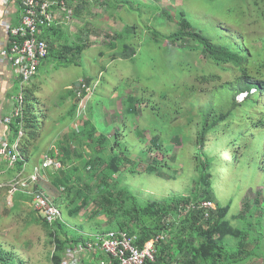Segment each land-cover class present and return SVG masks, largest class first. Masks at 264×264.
<instances>
[{
  "label": "rangeland",
  "instance_id": "374dc122",
  "mask_svg": "<svg viewBox=\"0 0 264 264\" xmlns=\"http://www.w3.org/2000/svg\"><path fill=\"white\" fill-rule=\"evenodd\" d=\"M263 4L264 0L71 1L70 6L73 10L80 8V14L74 11L70 24L56 28L57 34L52 35L54 31H49L51 43L57 49L66 43L67 39V43L75 44L81 36L82 41L91 40L92 46L84 50L79 65L68 62V59L73 58L71 54L67 56L68 59L48 56L42 62L39 75L34 81L41 85H39V97L44 107L40 111H47L49 120L43 119L41 113L40 120L44 121V126L41 127L37 142H42L44 130L48 132L53 131L54 126L60 125V127L55 129L46 140L44 138L40 151L32 149L25 176L34 173L36 167L42 168L43 155L46 154L45 149L48 146L51 151L55 148L59 150L60 146L57 142L69 134L72 128L81 132L84 119L89 118L86 106L91 104L94 110L93 122L98 127L93 137H98L101 133L108 136H114L116 132L120 133L122 143L125 144L126 141L130 143L131 159L138 162L136 172L131 169L133 160L123 164L122 170L115 175L114 181L121 182L118 186H128L142 203L155 199L162 200L171 195L189 194L195 189L197 179L200 177V170L197 167L199 161L202 162L203 159L204 164L210 166L207 159L209 157L214 161L210 169L215 174L213 188L210 191L201 189L200 195L205 197L207 193L210 194L220 208L230 205L226 219L243 232L242 237L246 240L245 250L241 251L240 236L225 235L221 241L222 250L216 264L218 262L219 264H264V132L257 129L252 120L247 122L242 114V111H246L258 96L254 109L256 115L264 116V87L261 90L255 88L256 92L249 88L250 92L244 100L242 94L237 97L238 101L244 102L234 106L235 88L231 86L236 85L235 80H232L234 72L222 71L224 82L219 84L222 86L213 84L211 78L207 79L208 82H204L198 77L207 74L208 71L220 73V67L213 64L203 51L201 53L190 50L191 52L188 53L180 48L174 50L173 46H180V43L168 46L171 43L169 41L164 42L168 47H163L156 43L150 31L141 34V28H145L146 24L155 25L165 34L178 30L180 28L178 12L183 9L192 25L204 30L213 42L222 43L229 34L234 37L240 36L245 45L241 50L244 52L253 50L252 62L255 65L251 68L257 78L255 80L264 82V67L257 64V52L251 47L261 49L264 46ZM127 24L134 26L136 33L138 30V34L133 37L138 47L129 46L127 52H122L119 44L113 48L110 42L117 44L123 41L118 34L125 31ZM124 39L128 42L127 37ZM231 40L237 42L236 39ZM183 45L186 46V43ZM230 48L234 49L232 46ZM116 49L121 52H116ZM176 56L177 60L172 63L171 58ZM86 75L93 76V84L97 88L95 92L92 90L82 97L78 109V114L82 117L80 121L76 118L74 121L62 123L59 117L66 116L64 119L66 120L70 116L72 102L69 100L66 101L67 103L60 102L62 107H56L51 102L56 97L61 101L60 95L67 91L66 87L83 83L88 79ZM191 85L195 87L191 89ZM207 85L210 89L213 88V92H209L213 95V101L208 102L203 108L204 113L208 112L209 120H218L223 111L233 106L226 121L229 123L239 110L236 120L231 123V131L228 128L224 134L208 136L205 142L201 143L197 140L199 129L196 127L201 126V123H198L192 129L188 140H184L185 144L172 140L174 133L179 131L177 126L185 124L182 113L178 112L180 114L176 115L174 109L181 107L191 90L194 94H199ZM147 87L150 90H147ZM136 90L139 98L137 110L133 114H128L127 96L135 94ZM12 92L14 95L19 93L18 83L15 84ZM249 110L253 112V108ZM236 125L244 135L245 131L251 132L246 140L243 138L242 147L238 149L241 156L239 160L232 159L237 145L235 147L229 145L232 141L231 132L234 128L237 129ZM164 128H168L170 132L167 133L172 134L169 139L164 138L170 149L162 146L151 150L150 140L156 133L164 137L161 134ZM186 130L183 129L181 136H185ZM138 131L142 132L143 136H140ZM83 141H90L91 145L93 144L91 138ZM54 144L56 146H51ZM161 144H163L162 140L158 145ZM71 148L78 151L92 149L89 144L84 143L80 146L78 142L72 143ZM225 148L230 150L225 153ZM143 149L148 153L143 155L145 152ZM200 151L206 153V156H201ZM72 164L77 166L81 164L78 155L73 158ZM159 171L175 177L169 179L156 175ZM42 172L45 176L46 172L44 170ZM17 173L16 168L5 170L1 179L13 178ZM84 174L85 177L81 182L75 181V188L68 197L70 201L78 190H83L86 194L78 201L82 208L77 218L68 213L74 207L76 196L73 202L65 203L67 199L61 196L59 188L40 181L52 199L56 201L60 198L56 203L62 210L68 226L72 227L70 230L72 236L109 229L105 225L112 216V205L99 193L103 188H100L99 177L95 176L90 168L85 169ZM46 178L47 176L44 180ZM88 184L93 189V194L98 195L97 200H86ZM249 220L252 223L250 228L247 226ZM172 236L174 235L171 234ZM170 238L168 237L166 243ZM198 239V231L188 235L186 247L183 246L178 250L175 258L167 260L183 261L189 258V252L191 253L192 246L197 244ZM0 247L8 254L11 253L10 261L13 264H53L51 256L54 244L42 217L30 203L20 202L17 207L15 202L10 203L3 188H0ZM224 256L232 262L227 263Z\"/></svg>",
  "mask_w": 264,
  "mask_h": 264
},
{
  "label": "trees",
  "instance_id": "16d2710c",
  "mask_svg": "<svg viewBox=\"0 0 264 264\" xmlns=\"http://www.w3.org/2000/svg\"><path fill=\"white\" fill-rule=\"evenodd\" d=\"M75 12L77 14H80V10L77 8L75 9ZM178 18L180 22V28L170 34H165L157 29L155 25L150 26L149 24H146L145 28H141V34H146V31H150L156 43L160 44L163 47H168L172 44L180 43V46H173L174 50L180 48L188 53L191 52L190 50L201 53L203 51V53L209 58L211 62H213V64L220 67L219 71L221 73L220 74L218 72L211 71H208L207 74L204 73L203 75L198 77V79L204 82H208L207 79L211 78L213 79V84L219 85L221 82H224L222 75L224 72L222 71L234 72V77L232 78V80H235L236 85H231L235 88L233 93L234 106L244 102L243 100L238 101L237 99L240 93L248 91L251 87H256L259 90L264 87L263 81L259 82L255 80L257 78L253 74V70L251 68L252 65H255V63L252 62V56L254 55L252 52L253 50L249 52H244L241 50L245 48V45L242 43L240 36L234 37L232 36V34H229L224 42L219 43L215 40V42H213L204 30L197 29L192 25L191 21L187 18L185 10H179ZM52 31H54L52 35L57 34L56 28H54ZM134 33H136V28L127 24V28L125 29V31L123 30L118 34L123 38V41L117 44L113 43L112 41L110 42L111 47L116 48L119 44L122 52H127L129 50V46H136L137 48L138 44L136 45V39L134 40L133 37L134 35L138 34V30L136 34ZM126 37L128 38V42L124 39ZM78 39V42H75V44L67 43V39L65 41L66 43H63L62 46L57 49L53 44L50 48L49 57L55 58L56 56L68 59L67 56L71 54L73 58L68 59V62L75 63L76 65L81 64L80 59L82 57V54L85 49L92 46V42H90L91 40L82 41L81 36H79ZM231 39H236L237 42L234 43ZM166 41H169L171 43L167 46V44L164 43ZM184 43H186V46L183 45ZM228 45L234 47V49H231ZM251 47L257 52V64L264 67V46L261 49H256L253 46ZM121 51L116 49V52ZM171 59L173 60V63L177 60V56L172 57ZM87 76L88 75H86L85 77ZM93 83V76L89 75L88 79H85L82 84L76 83L71 85L70 87H66L67 91L60 95L61 101L57 100V97L54 100L52 99L53 102H51V104H54L56 107H62L60 102L67 103L66 101L68 100L72 102L70 116L66 120H64L66 116H63L61 118L59 117V119H61L60 121H63L62 123L66 121H74L76 118L80 121V118L82 117L78 114V109L80 107L82 97L87 95L92 90L95 92L97 87H94ZM39 85L40 83L34 81V83L31 86H28L24 92V128L26 135L23 139L21 147V154L23 159H20L17 162L16 166L13 168H16L18 172L23 171L25 166L27 169V165L31 158L32 149L36 150L37 152L40 151L42 149V143H44V141L50 135H52L55 129H58V127H60V125L54 126L53 131L49 130L48 132L44 130L42 142H37L41 134V127L43 128L44 126V121L40 120L41 113H43V119L47 118L49 120V118L47 117V111H40V109L44 107V104L42 105V101L39 97ZM194 87V85H191V89H193ZM147 90H150V88L147 87ZM137 91L138 90H136L135 94L127 96L126 104L128 114H133L135 110H137V104L139 102ZM209 92H213V88L211 87L210 89L208 85L203 87L199 94H194L191 90V92L186 96L185 101L183 102L181 107H178L176 110L174 109L176 115L180 114L178 112L182 113L186 125L179 124L177 126V129H179V131L174 133L172 140H176L177 142L181 141L183 144H185L184 140H188L192 129L198 123H201V126L199 125L196 127L199 129L197 140L201 143H204L205 139L208 136L211 137L218 133L224 134L226 132V129L228 128L231 131V123L233 122V120H236L239 110L232 117L229 123H226V121L229 119L233 106H229L225 112L223 111V114L218 120H209L208 112H203V108H205V105L208 102L213 101V95H211ZM257 99L251 104V106L248 107L246 111H242V114H244V116L246 117L247 122L252 120L257 129H261V131L264 132V116L256 115L254 109L255 104L257 103ZM250 108H253L252 113L249 110ZM86 109L89 112V118H87L86 120L84 119L81 132H79L75 128H72L69 134L60 138L59 142H57V144L60 146V149L58 150L57 148H55V150H58V152H56L55 150L51 151L50 149H48L50 148L49 146L47 149H45L46 154L50 155L56 160L61 161L62 164H64V167L57 170H45L44 172H46L45 176H47V178L46 180L43 179L42 181L44 183H50L52 186L59 188V192L60 194H62L61 196L66 197L67 199L65 200V203H70V201L73 202L76 196L74 207L70 210V212H68L71 216L76 218L79 216L82 206L78 204V201L86 194L83 190H78L77 193L70 198V201L68 197H70L72 191L75 188V181L78 180V182H81L85 177L84 170L90 168L91 171H93V174L99 177L100 188L103 187L99 190V193L104 196L105 199L112 205V216L105 225V227H108L109 229H102L101 231L97 232H105L116 229L127 230L128 232L136 235L138 243L142 246L153 236L163 231H169V233L173 234L174 236L170 238V241L168 243L165 242L163 244L159 255L160 262H165L169 258H175L177 255V251L181 250L183 246L186 247L185 245L188 239V235L194 234L195 231H198V242L197 244H194L192 246V251L191 253L189 252V258L181 261V264H216L217 257L220 255V251L222 250L221 241L227 234H235L240 236L239 247L241 251L245 250L246 240L244 237H242L243 232L238 228L232 226L231 223L226 219L230 205L224 208H220V205L217 203V211L213 212L212 215L207 218L204 217L203 210H190L185 214H181V207L184 203L195 202L202 199L213 200L212 196L208 193L205 197L200 195L201 189L210 191L213 188L215 174L210 171L211 167H213V160H210V158L207 157V159H209L210 166H206L203 159L202 162L199 161V165H197V167L200 170V177L197 179L195 189L191 193L185 195H171L164 197L162 200L155 199L147 203H142L138 197H135L133 191L128 186L120 187L118 186V184L121 182L114 181L115 175L122 170L123 164H127L130 160H133V168H131L132 171H137L138 162H135L134 159H131L132 154H130V143L126 141L125 144H123V139L121 137L122 135L118 132H116L114 136H108L105 133H101L98 137L94 138L93 136L98 131L97 125L93 122L94 110L91 104H89V106L87 105ZM236 127L237 129L234 128L231 132L232 137H230L232 138V141L229 143V145H232L233 147L237 145V148L233 151L232 159L239 160L241 156L239 155L238 149L242 147L243 138L244 140H246L247 136H249L251 132L245 131L244 135L240 132L238 125H236ZM164 129L161 132L164 137H162L160 133H156L153 135L152 140H150V143H152L151 150L161 148L162 146L165 149H170V147L165 143L164 138L169 139L172 134L167 133V131L170 132L168 128L166 130ZM183 129H187L184 132V134L186 133L184 137L183 135L181 136V133H183ZM18 130V121H14L12 124L13 133L11 141H13L17 136ZM137 133L140 136H143L142 132L138 131ZM88 138H91V140L93 141L92 145L90 141L82 142V140H88ZM160 140H162L163 142L161 146L158 145ZM74 142H78L80 146H83L84 143H87L92 149H90V151H78L76 149H72L71 145ZM51 146H56V144ZM146 149H143L145 150V152H143V155L148 153ZM229 150L230 148H225V153ZM200 154L201 156H206V153H204L203 151H200ZM76 155L80 157L81 164L79 166L72 164L73 158H75ZM156 175L167 177L169 179L175 177L170 176L162 171H159ZM3 189L7 194V188ZM105 194H107L108 196ZM61 196L59 195V197ZM97 197L98 195L93 194V189L88 184V197L86 198V200H97ZM31 200V195L21 191L16 192L12 196V201L16 203V207L17 205H20V202L31 204ZM57 200L59 201L60 198H57ZM66 210L68 211L67 208ZM43 222L47 227V232L52 239V243L55 247V250L52 252L51 256L52 262L53 264H63L62 256L65 249V242L67 241V236H70L72 233L70 231L72 227L68 226L66 220L65 223H62L58 220L53 226H51L44 220ZM251 225L252 223L249 220L247 223L248 228H250ZM76 236L80 237L82 236V234H76ZM11 257V253L8 254L3 248L0 247V264H13L10 261ZM224 258L226 259L227 263L232 262L230 259H227L226 256H224ZM217 264H219V262Z\"/></svg>",
  "mask_w": 264,
  "mask_h": 264
},
{
  "label": "built area",
  "instance_id": "2783aa9c",
  "mask_svg": "<svg viewBox=\"0 0 264 264\" xmlns=\"http://www.w3.org/2000/svg\"><path fill=\"white\" fill-rule=\"evenodd\" d=\"M71 1L73 0H0V7H3V15H0V68L9 66L14 84H19V93L11 94L2 103L10 111L0 116V124H4L8 130L0 137V188H7L10 203L16 192L31 195L32 206L51 226L58 220L62 223L65 220L62 210L47 194L40 181L45 179L43 170H57L63 168V164L44 154L42 168L36 167L34 173L25 176V166L13 178L2 180L1 176L5 170L14 168L23 159L21 147L26 135L24 92L39 75L42 62L50 54L52 39L48 32L60 28V25L70 24L76 9L73 10L70 6ZM14 121H18L19 130L11 141ZM190 210H203L204 217L207 218L217 211V203L202 199L182 204L181 214ZM80 234V237L67 236L63 264H87L86 261L97 264H181L180 260L159 261L163 244L171 237L169 231L153 236L142 246L135 234L123 229Z\"/></svg>",
  "mask_w": 264,
  "mask_h": 264
},
{
  "label": "crops",
  "instance_id": "0c3cea01",
  "mask_svg": "<svg viewBox=\"0 0 264 264\" xmlns=\"http://www.w3.org/2000/svg\"><path fill=\"white\" fill-rule=\"evenodd\" d=\"M0 15L1 16L3 15V7H0ZM14 18H15V16H14ZM14 87H15V84H14V79H13V75H12L10 67L4 66V67L0 68V116L4 115L10 111V109L7 107V105L5 107H3L2 103L4 101L6 102L7 97L9 98V96L12 94V89ZM7 132H8L7 127L1 123L0 124V137ZM42 183H44V182L42 181ZM71 236H72V234H71ZM86 263L87 264H97V262H94V261H92V262L86 261ZM67 264H70V263H67Z\"/></svg>",
  "mask_w": 264,
  "mask_h": 264
},
{
  "label": "clouds",
  "instance_id": "9594fccd",
  "mask_svg": "<svg viewBox=\"0 0 264 264\" xmlns=\"http://www.w3.org/2000/svg\"><path fill=\"white\" fill-rule=\"evenodd\" d=\"M255 88H256V87H251L250 90H252L253 92H256V89H255ZM250 90L245 91V92H242V93H240V95L246 93L245 96H247V95L249 94ZM240 95H239V96H240ZM253 95H254V94H253ZM245 96H244L243 100L245 99ZM241 101H242V100H241ZM214 201H215V200H214ZM216 203H217V202H216Z\"/></svg>",
  "mask_w": 264,
  "mask_h": 264
},
{
  "label": "bare ground",
  "instance_id": "6f19581e",
  "mask_svg": "<svg viewBox=\"0 0 264 264\" xmlns=\"http://www.w3.org/2000/svg\"><path fill=\"white\" fill-rule=\"evenodd\" d=\"M264 5V4H263ZM243 96H245V94H242Z\"/></svg>",
  "mask_w": 264,
  "mask_h": 264
}]
</instances>
